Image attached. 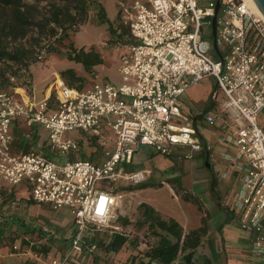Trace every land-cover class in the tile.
Listing matches in <instances>:
<instances>
[{
  "label": "built area",
  "instance_id": "built-area-1",
  "mask_svg": "<svg viewBox=\"0 0 264 264\" xmlns=\"http://www.w3.org/2000/svg\"><path fill=\"white\" fill-rule=\"evenodd\" d=\"M217 1L135 0L127 5L120 0L132 36L129 51L122 54L121 81H97L80 89L59 76L53 84L56 96L38 102L0 88V181L9 185V203H18L14 187L25 182L34 200L69 207L76 222L61 256L33 249V242L14 243L15 252L30 255L35 264H66L77 254L96 252L99 237H92L89 228L113 225L122 196L119 182L140 183L151 171L126 166L143 145L165 154L181 146L186 158L204 149L193 115L182 110L181 96L211 75L217 101L204 118L220 128L217 139L229 149L222 153L241 175L235 198L239 224L252 257L264 264V18L246 0H221L215 48ZM11 79L19 85L17 93L22 88L29 94V74ZM17 117L46 128L48 147L57 156L36 148L15 151L12 124ZM75 128L98 138L102 160L76 154L80 141L68 134ZM64 153L68 157L59 159ZM7 220V211L0 210V221ZM42 228L58 236L55 228Z\"/></svg>",
  "mask_w": 264,
  "mask_h": 264
},
{
  "label": "crops",
  "instance_id": "crops-1",
  "mask_svg": "<svg viewBox=\"0 0 264 264\" xmlns=\"http://www.w3.org/2000/svg\"><path fill=\"white\" fill-rule=\"evenodd\" d=\"M100 1L105 6L104 0H100ZM116 1H118V5H119L117 6V11H116V19H117L118 13L120 10H122V8L120 5V0H114V4H113L114 7L116 8L117 5ZM143 1H148V0H143ZM125 2L127 5H131L135 2V0H125ZM109 18L111 20H114L110 16ZM125 35L123 36L122 39H124ZM130 38L132 39L131 33H130ZM116 41H117L116 46H120L121 39ZM97 42L100 41L97 40ZM128 43L129 42H124V45L121 44L122 45L121 48L123 50L121 51V61L118 65V70L121 79H122V74L120 72V66L122 64V54L129 51ZM83 45H85V43ZM80 46L82 45H79L78 47ZM98 50L101 51L100 49ZM78 63L82 68H84L81 62ZM99 63L95 64L93 68L96 69ZM67 67H74L76 70H78L75 66H66L65 68ZM59 76H61V74L57 72L55 78L50 80L51 79V75H50L49 77H47L48 80H45L39 85L36 83L35 80L34 95L26 94V92L22 88H20L18 91V93L20 94L19 96L21 97V99L23 98L26 99L27 97H31V99H33L35 102H38L47 96H50V98L53 99L56 96V91L54 90L53 84L55 83L56 78ZM106 76H107V80H112L109 75ZM121 79L117 81H121ZM47 81H49V83ZM197 82H195L194 84H196ZM194 84L190 85L185 92H187V90L190 87H192ZM212 87L213 89L209 92L207 100L201 105V107L198 108V110L193 111L187 108L184 102L182 105V110L186 113L193 115L194 117V121L200 131L201 138L204 142L203 150L196 152L195 155L191 158H186L183 153L184 150L181 146H178L172 154H165L156 151L150 145H143L135 153L132 162L126 165L128 169L147 168L151 170L148 173L147 179L139 183L140 185L145 183L147 184L137 189L139 194L141 192L145 193V196L142 197L140 196L141 198L140 202L147 201L153 204L165 216L175 217L186 230L196 228L202 224V216L204 215V211L200 210L197 204L184 199L180 194H178L175 191V187L180 185L184 189L197 195L201 199L206 209L205 212L209 214L207 221L208 233L203 237L202 243L197 248L196 257L198 258L196 264H200L204 256L212 258L209 254V250L212 246L209 235L212 229L215 228L221 231V241L223 243L222 246L226 250L225 252L227 254L228 252L227 247L234 248L235 246L233 242H231L230 239L228 238V233L226 232L227 223L229 224L231 221L236 219L239 224V212L235 208V198L238 189L240 187L241 175L239 172L236 171L235 167L232 165V162L226 159L222 153L223 151L226 150L228 151L229 149L226 145L220 143L217 139L219 133L221 132L220 128L218 126H212L208 124V122L204 118V112L209 108H211L214 105V103L217 101L215 97L217 93V83L215 82V85H212ZM201 122H204V125H206V127L203 128L201 126ZM206 130H209L210 133H212V135H209ZM12 133L14 135L15 151L18 152L25 151V146L28 144H31L30 149L36 148L44 152H45L44 150L45 148L46 149L49 148L47 129L44 128L42 125H37L32 127L28 126L23 117H17L14 119V122L12 124ZM81 137L85 138V140L88 139L87 144L85 146L87 147V149L88 147H90V149L87 150L88 155L86 156L95 160H102L104 158V147L101 145L98 138L90 137L85 132H84V136ZM17 138L21 139L22 141L17 140ZM207 145H209L210 148H208ZM156 154L171 156L172 158H174V161H172V163L169 165H165V164L163 165L161 164L162 162L160 163V161L158 160L156 161L153 160V157ZM157 166H161V167H157ZM165 166H170V167H165ZM171 180H173L174 183ZM159 182L163 184L159 185L158 187L167 186L170 188L171 197H172L171 203H169L168 201H167L168 203H165L162 200L160 201L159 198H157L151 192L152 189L158 188L156 185H153V183H159ZM8 186L9 185L6 182L0 181V196L2 193H4V190ZM14 190H15V194H13V196L18 198L17 205L21 206L22 214L13 215L8 213V220L0 221V235L8 231L9 232L13 231L18 227L28 229L29 231H35L36 233L42 232L43 234H46L47 232H44V230H42L41 228L42 226L47 225V223H50L53 224L55 228H58V230L61 233L58 236L53 235L54 238L48 237L43 239H45L48 245H51L53 251L50 250V252L53 255L56 256L63 255L69 237L72 235V233H74L76 228L75 217L71 213L69 207L63 206L60 208H54L52 205L48 203L38 202L34 200L31 195L29 186L25 182L17 184L14 187ZM231 191L233 192L232 193L233 204L228 207V204L225 203L222 199L224 198L226 193L228 192L230 193ZM7 203L10 204L9 201H7ZM33 203L41 204L42 208L39 209L32 208L31 204ZM13 218H17V219L19 218V220H22V223L13 221ZM93 230H95V232L99 231V229H97L95 226L90 225L89 234L92 233L91 235H93V232H91ZM113 234L114 232L113 230H111V233L108 234L107 236L108 238L105 239V242L103 243L104 247L101 251L97 250L96 252H91L89 254H85L81 256L77 254V257L81 258V261L84 262L83 264H140L139 263L140 256L138 257L134 256V254H136V252L138 251V247L144 249L140 244L138 245V247H134L133 245H127V243H129L127 241L124 245H122L123 247L124 246L127 247L125 250V254L119 257H116L115 255H111L110 249H108L106 245ZM247 240L249 239L247 238ZM244 247L247 248L248 257L252 261V263L261 264L258 260L252 257L250 253V245L248 247L246 246ZM78 258H76L75 260H69L66 264H78L79 262ZM0 264H34V263H32L30 259L28 260L26 256H23V254L12 252L11 249L8 248V246H2L0 247ZM173 264H182L181 259L180 258L176 259Z\"/></svg>",
  "mask_w": 264,
  "mask_h": 264
},
{
  "label": "rangeland",
  "instance_id": "rangeland-1",
  "mask_svg": "<svg viewBox=\"0 0 264 264\" xmlns=\"http://www.w3.org/2000/svg\"><path fill=\"white\" fill-rule=\"evenodd\" d=\"M53 3H55V0H0V48L12 51L27 50L29 52V61L31 64L29 70L25 72L29 74L31 78L28 90L29 94L34 95L35 80L38 85L45 80H48L47 77L50 75V80H52L55 78L56 73L58 72L61 74V70L66 66H75L78 69L77 72L79 74L86 76L84 81L85 85H90L96 81L104 82L107 80L106 75H109L113 81L121 79L118 70V65L121 61V51L123 50L121 46L124 45V42H130L132 40L130 38V33L126 34L124 39H121L122 45L120 44V46H116V40L109 41L108 39L111 38L112 32L108 29V23L102 22L99 19L97 14L98 7L92 5L89 9L87 21L83 23L78 30L71 31L70 37H65L62 41H59L51 37L48 33L49 28L52 26V22L49 21L48 16ZM104 3L108 15L117 21L116 11L117 6H119L118 1H116V8L113 5L114 0H104ZM72 40L77 46L85 43L87 47L95 46L97 49L101 50V56L103 57L96 69L93 68V71L91 72L86 71L79 65L78 62L67 58L65 51L70 48L69 45ZM97 40L100 42H97ZM12 66L13 65L10 63L0 61V70L2 71L9 70ZM23 73L21 74L23 75ZM49 81L47 82L49 83ZM215 82V77L208 76L190 87L187 92L181 96L187 108L193 111L198 110V108L201 107V105L207 100L209 92L213 89L212 85H215ZM3 89H8V87H4ZM261 121L263 122L264 120ZM201 126L203 128L206 127L204 122H201ZM206 131L209 135H212L209 130ZM68 134L78 137L80 141V149L76 154L82 156L88 155L87 150L90 149V147L87 149L85 146L88 139L85 140V138L81 137L84 136V131L81 128H75L70 130ZM44 150L53 158L57 156L49 148H45ZM58 157L59 159H65L68 156L67 153H64ZM153 160H158L160 163L162 162L161 164L163 165H169L172 161H174V158L163 154H156L153 157ZM162 184L163 183L161 182L153 183V185H156L157 187ZM138 185L139 183H128L123 180L119 182L117 190L122 194V196L118 199L116 208L117 218L111 221L113 225L102 226L101 228H98L99 231L96 232L103 236L104 239H107L111 230H113L114 233L121 230L124 234H130V237L132 238L137 237L139 244L145 250L149 246L145 240L149 239L154 241L156 240V237L153 234H147L146 232H148V230L146 229V226L139 224L141 215L139 209L141 201L140 196H145V193L141 192L139 194L137 190L138 188L136 187ZM151 192L159 198L160 201L162 200L165 203L172 202L171 191L167 186H160L157 189H152ZM232 193V191L230 193H226L222 199L228 204V207L233 204ZM31 207L39 209L42 208V205L33 203L31 204ZM0 210H6L7 213L13 215L22 214V208L20 205L8 204L6 201H2L1 197ZM121 217H126L129 221L124 222L120 219ZM115 225H120L121 229H117ZM46 226L55 228V226L50 223H47ZM41 229L43 230V228ZM55 230L58 235L61 233L58 228H55ZM226 232L228 233L230 241L235 245L234 248L227 247V254L225 252L226 250L222 246L221 231L215 228L210 231L209 237L211 239L212 246L209 250V254L212 257L213 264H253L248 257L247 248L244 247H248L250 245L249 240H247L246 235L242 231L241 226L238 224L236 219L231 221L229 224L227 223ZM48 237L54 238L53 234H49L48 232L43 235L42 232L36 233L35 231H29L28 229L18 227L13 231L1 234L0 241L1 243H5L1 245L8 246V248H10L14 253V243H21L24 245L31 242H33V245H37V248L40 249H42V245L46 243V246L49 247L48 251L50 252V250L53 251L51 245H48L45 239H43ZM98 244L99 246L97 250L101 251L104 245L100 242V240ZM126 248V246H121L118 249H110L111 255L119 257L125 254ZM139 251V254H134L135 257H141L140 253L142 250ZM23 256H26L28 260L30 259L31 262L35 264V259L33 257L27 254H23ZM83 263L84 262L82 261L78 262V264Z\"/></svg>",
  "mask_w": 264,
  "mask_h": 264
},
{
  "label": "trees",
  "instance_id": "trees-1",
  "mask_svg": "<svg viewBox=\"0 0 264 264\" xmlns=\"http://www.w3.org/2000/svg\"><path fill=\"white\" fill-rule=\"evenodd\" d=\"M92 5L98 7L97 14L102 22L108 23V29L111 30V38L109 41L120 40L123 36L129 33L128 26L125 25L122 19V10L118 13L116 20H111L105 9V6L100 0H55V3L50 8L48 19L52 22V26L49 28L48 33L55 39L62 41L65 37H70L71 31H76L78 28L87 21L89 15V9ZM53 47V46H52ZM51 47V49H52ZM69 49L65 51L68 59L81 62L86 71H93L95 64L99 63L102 59L101 52L95 47L82 45L80 47L74 44V41H70ZM0 61L10 63L13 66L9 70H0V88L8 87L17 95L18 84L12 81L11 76L14 74H21L29 70L31 62L29 61V52L27 50H7L0 48ZM15 63V64H14ZM22 75V74H21ZM61 76L69 86H75L77 88L84 87V81L86 76L79 74L74 67H67L61 70ZM17 140L22 141L17 138ZM31 144L25 146V151L30 149ZM19 147V146H18ZM173 182V180H171ZM174 183V182H173ZM147 185L139 184L137 188ZM176 186V185H175ZM132 187V186H130ZM175 191L180 194L184 199L191 201L204 211L202 216V224L196 228L186 230L183 225L173 216H165L159 209L153 204L142 201L139 204L141 212L139 224L146 226L147 234H153L156 240L152 241L146 239L149 244L147 249H141L138 247L139 240L137 237H130V234H124L122 232H115L107 243L108 249H118L124 245L127 241V245H133L138 247L136 254H139L140 264H173L176 259L180 258L182 264H196L197 258L196 252L198 246L202 243L203 237L208 233V216L203 202L201 199L184 189L182 186H176ZM4 193L1 196H5L2 201H9V197H6ZM15 194V192H13ZM12 194V195H13ZM121 220L128 222L126 217H121ZM13 221L21 222L19 218H13ZM43 234V233H42ZM45 235V234H43ZM97 235L101 243L105 242V239L100 234L93 231V236ZM0 241V246H3ZM33 249L37 248V245H33ZM42 249L49 250L46 243L42 245ZM212 258L204 256L200 264H212Z\"/></svg>",
  "mask_w": 264,
  "mask_h": 264
},
{
  "label": "water",
  "instance_id": "water-1",
  "mask_svg": "<svg viewBox=\"0 0 264 264\" xmlns=\"http://www.w3.org/2000/svg\"><path fill=\"white\" fill-rule=\"evenodd\" d=\"M255 2L257 3V5L259 6V8L261 9V11L264 14V0H255ZM220 6H221V0H218L217 5H216V11H215V14L212 18V31H213V41H214L215 48H218L217 15H218V12L220 10Z\"/></svg>",
  "mask_w": 264,
  "mask_h": 264
},
{
  "label": "bare ground",
  "instance_id": "bare-ground-1",
  "mask_svg": "<svg viewBox=\"0 0 264 264\" xmlns=\"http://www.w3.org/2000/svg\"><path fill=\"white\" fill-rule=\"evenodd\" d=\"M246 1L250 5V7L252 8L253 11L260 14L264 18V14L261 11V9L259 8V6L257 5V3L255 2V0H246Z\"/></svg>",
  "mask_w": 264,
  "mask_h": 264
}]
</instances>
